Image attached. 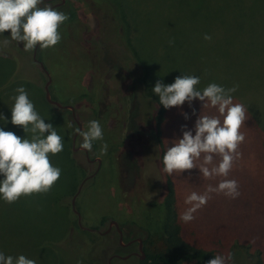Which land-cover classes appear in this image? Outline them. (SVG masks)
Returning <instances> with one entry per match:
<instances>
[{
	"label": "rangeland",
	"instance_id": "1",
	"mask_svg": "<svg viewBox=\"0 0 264 264\" xmlns=\"http://www.w3.org/2000/svg\"><path fill=\"white\" fill-rule=\"evenodd\" d=\"M63 1L55 9L61 12L70 9L75 16L61 25L60 43L49 49L38 46L35 59L50 78V99L74 109L81 131L86 130L89 121L98 120L104 139L94 142L88 151V158L94 159L92 163L85 162L81 151H71L76 125L68 110L58 109L44 100V75L39 85L16 83L11 89L0 88V117H3L0 129L22 139L31 138L30 133L11 123L12 97L17 95L18 87H24L35 110L46 123L53 125L64 143L61 153L49 156L52 165L61 169L60 178L50 192L21 197L11 205L0 199V253L14 258L24 255L35 259L37 264H59V258L62 263L72 264L74 255L81 263H87L85 255L93 242L119 256L136 252V244L119 249L113 229L106 236L98 234L112 220L124 232L122 243L139 238L144 253L157 251L169 261H188L185 257L191 251L180 243L176 227L171 223L163 194L164 181L156 162L162 152V172L179 188L184 201L192 192L204 193L209 184L215 187L222 177L205 180L196 168L168 175L163 171L162 159L172 142L182 138V125L192 130L199 114L217 113L215 109L203 108L197 100L192 101L191 107L185 102L179 108L165 109L152 89L158 80L170 85L182 75L199 77L198 90L210 83L226 89L238 85L232 94L233 102L245 105L248 119L240 129L245 135L239 147L241 156L227 179L249 185L254 175H249L247 169L258 158L248 128L250 119H257L264 128V0ZM43 3L41 6L52 5L59 0ZM108 32L121 44L127 45L128 40L135 51L131 57L137 63H131L128 71L131 82L125 87L120 86L124 78L119 80V76L115 78L107 71L101 46L92 44L89 38L91 33L102 34L101 38ZM206 34L211 40L204 39ZM17 45L23 50L22 44ZM6 48L0 41V51L7 52ZM23 52L32 54V51ZM107 54L113 56L110 50ZM21 60L19 72L37 79L38 72L32 63L24 55ZM14 66L12 62H0V85ZM79 95H86L87 100H77ZM149 95L155 97L153 101ZM155 103L162 111V119L158 121L153 120ZM193 110L196 115H191ZM182 113H188L190 118L185 120ZM155 126L157 140L151 131ZM81 143L82 137L78 135L74 147ZM103 143L108 145L106 155H100ZM84 179L73 206L79 216L78 224L70 201ZM210 195L212 200L216 196L219 209L234 201L223 194ZM211 199L206 204L209 209L215 204ZM184 201L183 212L189 207ZM204 208L205 205L194 217ZM63 236H66L64 243L58 239ZM50 242L54 243L52 251L45 247ZM139 263L132 257L123 264ZM148 263L163 264L151 260ZM230 264L240 261L234 258Z\"/></svg>",
	"mask_w": 264,
	"mask_h": 264
},
{
	"label": "clouds",
	"instance_id": "2",
	"mask_svg": "<svg viewBox=\"0 0 264 264\" xmlns=\"http://www.w3.org/2000/svg\"><path fill=\"white\" fill-rule=\"evenodd\" d=\"M43 4V0H0V34L10 32V39L2 41L3 47L15 41L23 45L24 51L31 52L37 45L41 49H49L60 43L59 29L69 17L51 5L41 6ZM204 39L211 40V36L206 34ZM199 83L197 76L182 75L170 85L158 80L152 89L165 109L179 108L185 102L191 107L192 101L197 100L202 102L203 108L215 109L217 113L199 114L192 130L182 125V138L173 141L163 155V171L168 175L196 168L205 180L223 178L215 187L209 184L204 193L192 192L187 196L184 203L189 207L180 216L184 223L195 218L194 213L207 204L210 194H223L231 199L240 195L238 182L227 177L241 156L239 147L245 141V135L240 129L248 119V109L244 104L233 102L232 94L238 85L226 89L210 83L198 90ZM16 93L12 97L11 123L20 126L24 133H30L31 138L22 139L13 132L0 129V176L3 177L0 180V199L9 205L21 197L47 194L52 190L60 178L61 169L52 165L49 156L64 149L61 135L51 123L41 118L25 88L18 87ZM182 115L185 120L190 118L188 113ZM191 115H196L195 110ZM76 132L82 137L81 150L91 151L94 142L104 139L98 120L89 121L86 130L76 129ZM107 149V143H103L100 155H106ZM233 259V253L226 257L217 255L207 264H230ZM0 264H37V261L24 255L14 258L0 253Z\"/></svg>",
	"mask_w": 264,
	"mask_h": 264
},
{
	"label": "trees",
	"instance_id": "3",
	"mask_svg": "<svg viewBox=\"0 0 264 264\" xmlns=\"http://www.w3.org/2000/svg\"><path fill=\"white\" fill-rule=\"evenodd\" d=\"M64 13L69 17L67 21L72 20L75 16L70 9ZM110 23L112 22L109 21ZM100 35L102 34L95 35V33H91L89 38H91L92 44L97 43L101 46V57L106 61L103 64L107 71L113 73L112 75L115 78L119 76V80L124 78L120 81V86L125 87L131 82L128 71L131 63L135 62L134 58L131 57L135 54V51L128 40H126L127 45L121 44L111 32L106 34L108 37L100 38ZM4 38L10 39V32L5 36H1L0 41L2 42ZM7 47H9L6 48L7 52L0 51V62L6 64L12 62L16 68L9 70L7 78V74H5V79L0 88L3 87L2 90L11 89L13 84L16 83H20V85L23 83L39 85L44 73L40 70L38 63L33 61L32 54L31 56L25 54L21 46H18L15 41H11ZM125 49L129 51L130 55L126 53ZM107 50L113 52L112 57L107 54ZM23 55L37 70V79L32 80L28 75L19 72L18 68ZM119 71H121V74ZM148 98L153 101L155 97L149 95ZM81 99L87 100V96L79 95L77 100ZM155 104L157 108L153 120L158 121V119H162V111L161 107L157 103ZM250 121L248 128L254 138L255 153L258 158H256L254 166L248 167L247 170H249V175H254V178L251 177L249 185L242 186L239 184V197L234 199L233 202L223 205V207L221 205L220 209L219 203L215 202L216 196H212L214 200L211 199V201L215 202L214 208L209 209L208 205H205L204 210L191 222L184 223L180 220V216L183 214L182 202L184 200L180 196L179 188L175 187L172 181L163 174L160 164L162 152L160 153L156 163L164 181L163 194L166 199V207L168 213L171 214V223L176 227L178 240L191 253L185 257L188 261L181 260L177 262L174 260L169 261L157 251H150L145 253V259L140 261L139 264H147L150 260L152 262L161 261L163 264H206L213 257L217 255L226 257L228 253H233L234 258H237L240 264H264V128L259 126L257 119H250ZM160 122H158V127ZM158 127L157 129L156 126L151 128L156 140L159 138V135L156 134ZM58 239L64 243L66 236ZM45 247L52 251L54 243L50 242ZM88 250V255H85L87 263H81L74 255L72 264H103V261L106 264L107 257L113 254L110 252V248H100L96 242H93ZM59 261V264H66L62 263L60 258Z\"/></svg>",
	"mask_w": 264,
	"mask_h": 264
},
{
	"label": "water",
	"instance_id": "4",
	"mask_svg": "<svg viewBox=\"0 0 264 264\" xmlns=\"http://www.w3.org/2000/svg\"><path fill=\"white\" fill-rule=\"evenodd\" d=\"M61 2H63V0H61ZM37 47H38V45H37ZM37 47L32 51V59H33L34 62H37L36 59H35L36 49H37ZM37 63H38V62H37ZM38 65H39V68L41 69V71H42V72L44 73V75L46 76V81H45L44 86H43L44 100L46 101V103H48V104H50V105H53L54 107H56V108H58V109H61V110H68V111L70 112V116H71L73 122H74L75 125H76V129H80V130H81V125H80V123H79V122L76 120V118H75L74 109H73L70 105H61V104H59V103H57V102H55V101H53V100L50 99L49 92H48V86H49V84H50V78H49V76L47 75L46 71L44 70L43 66H42L40 63H38ZM77 135H78V133H77L76 130H75V132L73 133V135H72V137H71V151H72V152H75L76 150L80 149V147H74V143H75V139H76V136H77ZM80 150H81V149H80ZM83 151L86 153V150H83ZM97 162H98V160H97ZM84 181H85V179L80 183V185L78 186V188H77V190H76L74 196L72 197V199H71V201H70V205H71L72 211H73V206H74V200H75V197H76V195L79 193V191H80V189H81V186H82V184H83ZM73 212L77 215V223H78V217H79V216H78V214H77L75 211H73ZM111 224H113V225L117 228V225H116L114 222H111V223L109 224V226H110ZM89 231H90V229H89ZM117 231H118V230H117ZM105 233H106V231H105V232H102V233H98V234L103 235V234H105ZM118 233H120V232L118 231ZM134 241H136V242L138 243L137 250H138V252L141 254V256H143L144 254H143L142 249H141V240L137 238V239H135ZM119 244H120L121 246H125V245L121 244V237H120V234H119ZM127 244H129V243H127ZM127 258H128V256H125V257L121 258V260L124 261V260H126ZM118 259H120V258H118ZM109 260H110V259H109Z\"/></svg>",
	"mask_w": 264,
	"mask_h": 264
},
{
	"label": "flooded vegetation",
	"instance_id": "5",
	"mask_svg": "<svg viewBox=\"0 0 264 264\" xmlns=\"http://www.w3.org/2000/svg\"><path fill=\"white\" fill-rule=\"evenodd\" d=\"M43 1H46V2H51V1H53V0H43ZM64 2V1H63ZM63 2H61V0H59V3H57V4H52L51 6L53 7V8H56L58 5H60V4H63ZM78 136V135H77ZM76 136V137H77ZM76 140V139H75ZM75 144V143H74ZM77 147H79V146H77ZM76 151H81L82 153H83V156H84V158H85V162L86 163H92V161L94 160V159H89L88 158V151H86V153L83 151V150H80V149H78V150H76ZM77 216V215H76ZM111 222H114L116 225H117V228L113 225V224H111L110 226H109V224L111 223ZM78 224H79V217H78ZM114 230L115 231V233H116V235H117V245H118V247H119V249H125V248H127L129 245H131V244H136V252H131V253H128V254H126V255H124V256H119V255H117V254H111V255H109L108 257H107V259H106V264H123L124 262H126L128 259H130V258H132V257H134V258H136L137 259V261H143L144 259H145V253H144V250H143V248H142V240H141V249H142V252H143V256H141V254L138 252V250H137V246H138V243L136 242V241H134L135 239H137V238H135V239H132V240H130V241H128V242H126V243H122V238H123V230L119 227V225L115 222V221H112V220H109L108 221V225H107V228H106V233L105 234H103L102 236H106V235H108V233L111 231V230ZM87 231H89V229H86ZM120 232V233H118V231ZM95 232V230L94 229H90V231L89 232ZM104 231V232H105ZM119 234H120V237H121V244H123V245H125V246H121L120 244H119ZM139 239V238H138ZM127 243H129V244H127ZM125 256H128V258L126 259V260H121V258H123V257H125ZM118 258H120V259H118ZM110 259V260H109ZM113 261H117L116 263H113Z\"/></svg>",
	"mask_w": 264,
	"mask_h": 264
}]
</instances>
